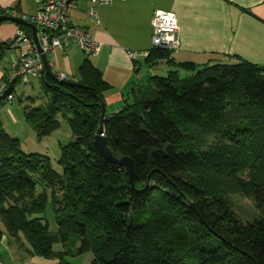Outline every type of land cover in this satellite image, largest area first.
Returning <instances> with one entry per match:
<instances>
[{"label":"trees","instance_id":"trees-1","mask_svg":"<svg viewBox=\"0 0 264 264\" xmlns=\"http://www.w3.org/2000/svg\"><path fill=\"white\" fill-rule=\"evenodd\" d=\"M13 43L0 41V62ZM171 55L153 48L146 60L171 63ZM86 56L79 81L60 82L45 69L48 102L24 107L38 140L59 129V114L67 118L73 139L59 147L62 173L50 156L25 152L0 121V239L6 234L45 258L91 253V264H264V215L242 222L220 191L233 179L264 214V66L184 62L191 75L174 69L133 90L104 121L113 155L135 163L132 186L124 167L95 146L108 84ZM10 72L0 80L15 100L24 76L10 81ZM201 165L211 175L201 179ZM59 242L65 250L56 252Z\"/></svg>","mask_w":264,"mask_h":264},{"label":"crops","instance_id":"crops-1","mask_svg":"<svg viewBox=\"0 0 264 264\" xmlns=\"http://www.w3.org/2000/svg\"><path fill=\"white\" fill-rule=\"evenodd\" d=\"M39 7L38 0H0V12L18 8L27 13H36ZM88 7V0H77L70 8V20L73 25L89 30L92 37L101 43L99 54L89 58L108 84L104 92L106 116L131 102L134 99L133 90L148 83L151 76L180 69L179 64L184 62L202 65L245 60L264 66V0H114L112 5L99 8L100 23L89 17ZM157 10L177 14L181 47L172 52L171 63L161 60L151 66L146 58L136 63L128 52L152 48V20ZM17 27L13 22H2L0 41L13 42ZM9 50L11 55L8 54L7 61L0 62L3 63L0 64V79L13 68L19 57L18 47L14 43ZM86 57L74 42L56 47L46 56L47 72L50 71L55 77L57 73L64 72L67 80L79 81L80 66ZM1 241L5 246L15 243L17 249L22 251L15 262L6 261L1 253L0 258L5 264L68 263L67 256L60 260L31 255L27 250L28 244H19L6 234ZM54 247L57 252L63 251L59 243ZM75 257L82 258L83 254L71 258ZM88 257L85 264L92 263L93 255Z\"/></svg>","mask_w":264,"mask_h":264},{"label":"built area","instance_id":"built-area-1","mask_svg":"<svg viewBox=\"0 0 264 264\" xmlns=\"http://www.w3.org/2000/svg\"><path fill=\"white\" fill-rule=\"evenodd\" d=\"M39 10L36 13H27L18 8H8L5 15L19 18L37 28L34 40L33 30L29 34L18 25L15 42L19 48V60L11 69L8 80H14L20 76L40 78L44 75L46 66L43 57H46L54 48L63 47L70 42L76 45L88 56H96L101 49V43L92 37L89 30L76 26L70 20V8L77 0H38ZM87 13L96 23H100L99 8L112 5L114 0H88ZM152 33V48H160L174 52L181 47L180 26L177 14L174 11L157 10L154 13ZM149 50H130L129 56L137 62L141 58L149 56ZM51 65L50 67H52ZM67 74H56L58 80H65ZM7 83L0 80V105L12 102L14 95L6 93ZM0 264H5L0 258Z\"/></svg>","mask_w":264,"mask_h":264},{"label":"rangeland","instance_id":"rangeland-1","mask_svg":"<svg viewBox=\"0 0 264 264\" xmlns=\"http://www.w3.org/2000/svg\"><path fill=\"white\" fill-rule=\"evenodd\" d=\"M7 56L3 59L7 61L8 54L11 55V51H7ZM2 62V61H1ZM0 63V64H3ZM10 66V65H9ZM179 70V74L182 77L191 75L193 72H189L183 69ZM28 97L33 98V101L29 100ZM48 102V96L45 94L43 89V82L40 78H34L30 76H24L19 80L15 87V100L11 103H4L0 107V121L3 124L4 129L11 134V136L16 137L20 140L22 149L27 153H41L51 157L52 165L57 170V172L62 173L63 168L58 163L59 157V147L60 145H66L73 139L72 130L69 126L68 120L62 114L58 115L61 126L59 129L54 131L51 135L38 140L34 131L28 126L25 117H24V107L25 106H43ZM213 138L210 139L212 141ZM202 149H205L204 145H200ZM196 173L198 176H201V179L205 178L204 176L211 175L207 172L206 167L198 166ZM221 183V182H220ZM220 191L224 193L226 190V197L228 198L230 209L237 215V217L242 222L252 221L255 218L261 217L264 214L256 207L253 200L246 197L237 187L233 179H223ZM197 213V212H196ZM46 217L50 223V229L53 232L58 230V225L55 221V215L49 204ZM1 224V223H0ZM2 226V224L0 225ZM80 244V242L78 241ZM78 243L75 246L78 247ZM56 244V243H55ZM54 244V245H55ZM59 244H61L59 242ZM62 249L65 250V247L61 244ZM54 250L56 247H53ZM6 261H18L16 256H21L22 251L17 249L15 243H11L10 246H5L0 239V255ZM87 255V256H86ZM91 253H84L82 258H71L67 259V264H85L86 258L89 259ZM57 258V257H55ZM54 258V259H55ZM87 259V260H88Z\"/></svg>","mask_w":264,"mask_h":264},{"label":"water","instance_id":"water-1","mask_svg":"<svg viewBox=\"0 0 264 264\" xmlns=\"http://www.w3.org/2000/svg\"><path fill=\"white\" fill-rule=\"evenodd\" d=\"M13 22L16 23L17 25H29L32 30H33V36H34V40L35 42L38 44V39L36 37V31L37 28L34 25H31L19 18L16 17H12V16H8L5 14H0V23L2 22ZM43 62L46 66V69L48 70V66H47V62H46V57H43ZM60 82L63 83H72L69 80H60ZM105 116H106V104L105 102L102 103V113H101V119H100V125L97 129V132L95 134V138H94V143L95 146L97 147L98 151L100 152V154L108 161L119 165V166H123L126 174L128 176V180L130 182V184L132 186H134V178L136 175V167H135V163L133 161V159L127 155L121 157V158H117L113 155V153L111 152L109 146L107 145V141H106V136H105V127H104V121H105ZM189 205L197 212V214L199 215L196 207L194 206V204L192 202L189 203Z\"/></svg>","mask_w":264,"mask_h":264}]
</instances>
